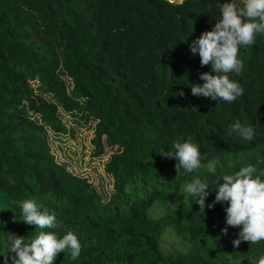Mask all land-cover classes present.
<instances>
[{
	"label": "trees",
	"instance_id": "obj_1",
	"mask_svg": "<svg viewBox=\"0 0 264 264\" xmlns=\"http://www.w3.org/2000/svg\"><path fill=\"white\" fill-rule=\"evenodd\" d=\"M216 16V0H0V254L11 233L28 242L40 231H71L80 256L61 251L53 264H259L264 241L234 247L239 226L221 231L226 202L208 208L212 191L204 214L178 197L188 177L162 154L191 138L204 163L219 161L218 173L264 169V36L240 50L242 72L229 74L242 96L191 94L210 65L201 67L189 44ZM62 114L94 123L93 157L111 151L108 191L57 162L49 133L68 131ZM237 120L255 126L252 141L229 130ZM24 199L54 211L58 227L20 220ZM169 232L182 248H163Z\"/></svg>",
	"mask_w": 264,
	"mask_h": 264
},
{
	"label": "clouds",
	"instance_id": "obj_2",
	"mask_svg": "<svg viewBox=\"0 0 264 264\" xmlns=\"http://www.w3.org/2000/svg\"><path fill=\"white\" fill-rule=\"evenodd\" d=\"M174 2L167 0L169 4ZM216 7V23L189 44L191 55L198 54L201 67L210 65V71L199 73L202 83H190L189 86L193 96L232 103L243 95L244 89L229 74L242 72L244 65L239 56L240 50L253 45L257 36H264V0H224L222 3L216 0ZM179 94L183 95V92ZM229 130L245 141H252L256 135L254 125H245L239 120L231 123ZM162 154L176 160L177 175L188 177L187 182L179 185L177 193L183 195V200L191 198L192 202L199 204V211L204 214L205 198L212 191L215 197L208 203V208L217 202H226V226L221 231L226 234L227 226H239L237 238L232 241L234 247L242 241L250 244L264 241V169L247 164L231 173L222 170L218 173L219 161L212 158L204 163L206 157L191 138L173 140L170 150H164ZM200 170L213 180L210 182L207 176L201 178L196 175ZM17 205L20 220L34 225L35 229L58 227L57 214L41 208L34 200H20ZM24 237L11 233L5 238L2 244L7 251L0 254L3 264H53L61 251L73 260L82 251L78 237L71 231L62 236L56 231H40L28 242ZM259 264H264V258L260 259Z\"/></svg>",
	"mask_w": 264,
	"mask_h": 264
},
{
	"label": "rangeland",
	"instance_id": "obj_3",
	"mask_svg": "<svg viewBox=\"0 0 264 264\" xmlns=\"http://www.w3.org/2000/svg\"><path fill=\"white\" fill-rule=\"evenodd\" d=\"M183 0H175L180 3ZM62 120L66 122L68 131L65 134L49 133V144L57 162L69 165L71 170L79 176L87 177L93 185L106 192L109 190V180L103 173V165L108 159L110 150L99 158L93 157L94 123L78 126L71 123V118L62 114ZM179 192V191H178ZM182 197L183 195H177ZM163 248L166 251H175L182 248L181 243L172 233H167L163 239Z\"/></svg>",
	"mask_w": 264,
	"mask_h": 264
}]
</instances>
